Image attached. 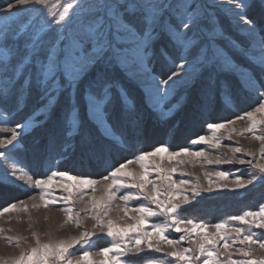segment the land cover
Instances as JSON below:
<instances>
[{"label":"snow or ice","instance_id":"snow-or-ice-1","mask_svg":"<svg viewBox=\"0 0 264 264\" xmlns=\"http://www.w3.org/2000/svg\"><path fill=\"white\" fill-rule=\"evenodd\" d=\"M230 2L233 5L230 9L232 23L245 36L244 42L225 34L210 11L213 5L203 0H14L0 11V79L5 81V85H11V88L0 89V97L16 90L19 106L20 98L35 88L41 99L46 101L38 113L46 115L58 97L65 94L68 106L65 143L62 145L64 151L75 147L72 140L80 134L83 125L81 104L86 118L96 125L104 139L111 141L110 147L126 143L127 138L114 132L109 122V109L134 134L142 130L136 99L125 82L140 90L143 103L163 121L181 106V101L187 100L194 89V112L200 115L209 112L218 94L231 100L232 85L227 76L236 77L241 90L255 93L258 106L232 119L218 122L206 119L205 131L210 135H198L189 143L218 148L222 144L218 133L222 130L228 132L229 141L233 133L240 136L251 134L260 143L258 153L229 145L234 156L240 155L239 163L249 165L247 179L235 175L231 187L227 183H219L233 176L226 171H216L215 182L212 175L205 172L206 188L200 187L198 179L195 183L183 178L178 182L174 180L177 168L165 169L150 158L193 165L202 158L205 163L216 165L232 161L208 160L203 150L196 151L190 147L173 151L167 143L151 151L140 152L99 180L58 170L50 171L43 178H34L23 166L11 162V172H6L0 183L19 181L29 189L38 190L41 203H34L32 207L59 206L65 214L64 224L82 227L81 212H84L94 221L93 229H99L111 242L110 246L96 253L101 259H93L91 251L83 250L74 261V253L70 250L76 246L91 248L95 231L85 229L79 236L47 243H42L33 233L36 236L35 247L22 250L18 257L2 260L0 264H127L122 257L132 252L139 254L142 245L163 253L165 257L149 259L146 264H264V257H254L252 247L264 249V203L257 210H246L214 224L180 214L184 205L190 204L202 192L211 193L214 187L221 191H236L264 181V163L260 162L264 160V11L257 21L247 14L252 0ZM260 4L264 8V0H260ZM60 8L62 11L54 10ZM20 9L36 15L45 12V18L39 27L33 26L32 19L16 24ZM70 10H75V25L72 27L69 26ZM54 28V35L44 39L43 36ZM236 55L246 64L238 63ZM179 90H182L180 99L175 104L170 103ZM244 119L249 122L247 128L239 132L235 128L229 129L236 120ZM32 120L34 117L29 123L0 129L10 132V136L0 138V148H15L18 137L31 126ZM88 139L84 137L85 141ZM105 147L108 146L101 145V150ZM9 159L6 152L0 151V160L7 162ZM133 162H138L143 170L138 176L128 170V165ZM152 172L167 184L150 179ZM179 175L184 177L187 173L179 172ZM101 180L111 182L105 184L102 194L97 196V185ZM187 185L190 188L184 190ZM122 188L137 191L117 196ZM56 190L62 194L57 196ZM85 196L89 197L88 207L75 211L76 199L83 200ZM29 198L36 199L35 195ZM116 199L124 202L121 211L125 217L129 215V201L143 200L147 203L131 209L139 214L138 217H129L136 221L134 224L122 226L109 216ZM18 203L23 207L18 208L17 203H11L0 209V216L28 210L25 201ZM153 217L163 219L149 224V218ZM210 227L215 232H209ZM3 231L0 228V233ZM170 231L182 234L173 239L168 235ZM4 239L19 246L24 238L5 236ZM185 241L194 246L177 247ZM236 244L242 246L237 248V252L244 259H233L229 253L228 250ZM162 245H167L171 251L164 252ZM220 247L228 255L227 262L220 259Z\"/></svg>","mask_w":264,"mask_h":264},{"label":"rangeland","instance_id":"rangeland-1","mask_svg":"<svg viewBox=\"0 0 264 264\" xmlns=\"http://www.w3.org/2000/svg\"><path fill=\"white\" fill-rule=\"evenodd\" d=\"M14 0H0V11H3L7 4ZM205 3H210L213 7L210 9L213 18L223 28L225 34L228 37L236 41H245V36L239 31V28L232 23L233 17L230 9L233 7L230 0H203ZM55 11H62L60 9H54ZM264 11L261 7L260 0H252V6L247 10L249 18L259 21V17ZM72 15L69 21V26L75 25V10H70ZM34 17V19H33ZM45 18V12H41L39 15L28 11L27 9H20L17 17L16 24L27 22L32 19L34 27L41 25L42 19ZM54 30L48 32L43 36L44 39H48L54 35ZM164 43V41H161ZM220 43H224L223 40ZM159 47V44L157 45ZM235 59L238 63L246 64V62L239 56L236 55ZM159 69V63L157 64V70ZM226 79L232 85V99L223 94H218L212 102L211 108L206 115H200L194 112V104L196 102V91L192 90L190 93L194 95H188L187 100L181 101V106L174 111V113L167 119H159L157 113L153 112L150 108L143 103L142 93L135 85L125 82L126 87L129 88L133 97L137 102V117L141 121L142 130L138 134H134L131 128L109 109V122L112 125L114 132L117 135H121L127 138L126 143L120 144L118 147H110L111 141L104 139L100 131L90 120H88L84 113L83 104H81V118L83 119V125L80 130V134L73 138L72 142L75 147L64 151L62 145L65 143V119L67 116V97L65 94H61L55 102V105L48 111V113L40 114L38 110L46 103L45 100L41 99L40 92L33 88L29 94L20 98V104L17 105V91L13 90L6 97H0V129L13 128L17 123H29L30 118L34 117L31 121V126L25 128L21 135L18 137L15 148H0V151L6 152L10 157L9 161L0 160V180L6 172H11L9 163L16 162L23 166L26 171L34 176V178H43L46 174H50L52 170L68 171L71 174L90 177L93 179H101L104 175H107L114 167L120 163L125 162L128 159H132L143 151H151L154 147L167 143L171 150L175 151L182 147H190L192 150H203L208 160L215 161L216 159L231 160V163L207 164L204 159L197 160L195 164L184 163L178 164L176 161L169 162L167 160L160 162L158 157L150 158L151 161L161 163V166L165 169L177 168L178 172L173 176V179L177 182L183 178L193 181L195 183L198 179L201 188L208 186V180L205 178L204 173L207 172L212 175V179L215 182L216 177L214 173L216 171H226L233 174L227 181H219L220 184L227 183L230 187L232 186V178L235 175H242L247 179V173L249 171V165L240 164L239 154L233 155L231 147L240 146L245 150L257 152L260 147V143L251 137V134L244 136L232 134V140H228V132L222 130L218 133V136L222 140V144L218 148H210L206 145H190L189 141L198 135L209 134L205 131V120L210 119L213 122L220 120L232 119L235 116L241 115L246 111L253 110L258 106V99L255 93H248L240 89L236 77L227 76ZM11 88V85H5V81L0 79V89L4 87ZM198 87V86H197ZM189 93V94H190ZM182 90L177 91L176 96L170 103L175 104L180 99ZM247 106V107H246ZM247 119L236 120L235 124L230 125L229 129L235 128L238 132L248 127ZM173 131L170 132L169 129ZM264 130V126H262ZM259 131V130H258ZM10 136V132L0 131V138ZM84 137H88L87 141ZM145 139V140H144ZM51 141V145H50ZM101 145L108 146L101 150ZM231 145V147L229 146ZM252 146V147H250ZM244 159H250V157H243ZM264 163V160L260 161ZM128 170L137 174L142 173V169L138 162H133L128 165ZM179 172L187 173L186 176L181 177ZM154 182L167 184L162 177L158 176L155 172L149 177ZM58 179V178H57ZM126 181L127 177L124 178ZM111 181H103L97 185L98 191L96 195L99 196L103 192V186ZM264 181H257L253 185H249L246 189L236 191H221L214 187V190L209 192H202V195L196 197L188 205H184L180 214L196 220H205L210 223H216L227 219L229 216L242 214L246 210H257L260 204L248 205L244 208H239L227 215L220 217L217 220L210 218H204L207 214L197 215L193 212L191 207L199 204L202 207L203 200L210 197L216 196H233L237 195L241 197L247 193L251 188H255ZM259 184V185H258ZM186 189L190 188V185L185 186ZM151 188H149V191ZM136 192L135 189H124L122 188L117 196L122 195L125 192ZM57 196L62 193L56 190ZM35 195L36 199L33 201L29 197ZM89 197L85 196L83 200L76 199L73 207L75 211L85 209L88 207L87 201ZM23 200L28 205L27 211H12L5 213L0 216V228L4 231L0 233V246L5 245L9 247L7 251H1L0 247V261L10 260L11 258L18 257L22 250H27L29 247H35L36 236L39 237L42 243H47L57 240H67L58 232L61 228L58 223L62 221L64 223L65 214L59 210V206H50L48 208L39 207L34 208V203H41L39 199L38 190L32 188L29 189L23 182H13L11 180L0 183V209L8 206L11 203H17V207H23L18 202ZM130 206L127 207L131 210L132 208L140 205L141 203H147L143 200H133ZM264 203V202H263ZM116 206L124 207V202L116 199L112 211ZM201 207H199L201 209ZM190 210V213L186 212ZM112 211L109 213L111 215ZM59 216V217H58ZM52 217V218H51ZM162 217H153L149 219V224L159 223L162 221ZM82 227H77L75 224H70L73 228L72 231L79 233L83 230L95 231L96 236L93 237L91 248L81 249L80 246H76L70 251L74 253L72 257L75 261L79 258L83 250H89L93 253V259L99 260L101 257L97 256L96 253L103 247L110 246L111 239L104 236L99 229H93L94 221L91 220L84 212H81ZM47 223V224H46ZM238 224V222H232ZM26 225V226H24ZM57 226V227H56ZM56 231L50 232L54 230ZM247 227V226H244ZM50 228V229H49ZM150 230V229H149ZM106 231V230H105ZM209 232H215L214 228H209ZM36 234V236L33 235ZM51 234V235H50ZM182 233H176L170 231L168 235L173 239H178ZM78 235V236H79ZM235 234L233 233V236ZM23 237L19 246L15 244H9L4 237ZM28 244V245H27ZM194 246L191 242L185 241L178 245V248ZM242 247L239 244L234 245L228 251L232 254L233 259H244L237 252V248ZM254 249V257H264V249H260L257 246H252ZM142 251L139 254L135 252L129 253L122 259L127 261V264H146L149 259H164L163 253H157L154 250H149L146 245L141 246ZM163 251H171L167 245H162ZM221 253L220 259L227 262L228 255L225 253L223 247L219 248ZM139 258V260H136ZM171 259V258H167Z\"/></svg>","mask_w":264,"mask_h":264},{"label":"trees","instance_id":"trees-1","mask_svg":"<svg viewBox=\"0 0 264 264\" xmlns=\"http://www.w3.org/2000/svg\"><path fill=\"white\" fill-rule=\"evenodd\" d=\"M193 93L195 92L189 94L190 97L191 95H194ZM204 201L206 203H203ZM263 202H264V184H261L251 189L241 197H238L237 195H233V196L223 195V196L210 197L202 201L203 203L202 207L199 204H196L195 206L191 207V209L194 208L193 212L197 215H200L202 213L207 214L204 216V218L217 220L220 217L227 215L226 213H231L236 209L244 208L247 207L248 205L255 206L256 204H260ZM199 207H201V209ZM186 212L190 213V210H186ZM136 260H139V258H136Z\"/></svg>","mask_w":264,"mask_h":264},{"label":"bare ground","instance_id":"bare-ground-1","mask_svg":"<svg viewBox=\"0 0 264 264\" xmlns=\"http://www.w3.org/2000/svg\"><path fill=\"white\" fill-rule=\"evenodd\" d=\"M247 107V106H246ZM145 140V139H144ZM250 147H252V146H250ZM263 184H264V182H263ZM259 185V184H258ZM261 185V184H260ZM252 189V188H251ZM184 190H188V189H184ZM250 191V190H249ZM226 196H228V195H226ZM133 200H131V201H129V203H128V206H130L132 203ZM214 202V201H213ZM123 207H121V206H116L115 208H114V210L112 211V213H111V215H110V217L112 218V219H114L117 223H119L120 225H122V226H124V225H128V224H134L136 221H134V220H132V219H130L129 217H131V216H136V217H138L139 216V214L138 213H136V212H134V211H131L130 209H129V215H128V217H125L124 216V214H123V211H121V209H122ZM59 217V216H58ZM52 218V217H51ZM150 219V218H149ZM47 224V223H46ZM58 225H60V229H59V233H60V235H62V236H64V237H66V238H71V237H73V236H78L79 235V233H76L75 231L73 232L72 231V227L70 226V224H64V223H62V221L60 222V223H58ZM24 226H26V225H24ZM57 227V226H56ZM56 227H55V229L54 230H51L50 232H54V231H56ZM50 229V228H49ZM51 235V234H50ZM28 245V244H27ZM1 247V251H7V249H9L10 250V248L9 247H6L5 245H2V246H0Z\"/></svg>","mask_w":264,"mask_h":264}]
</instances>
